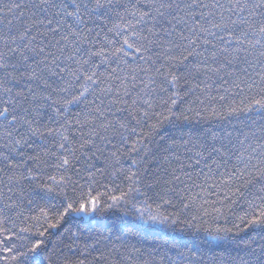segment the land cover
Wrapping results in <instances>:
<instances>
[{"label":"snow or ice","instance_id":"obj_1","mask_svg":"<svg viewBox=\"0 0 264 264\" xmlns=\"http://www.w3.org/2000/svg\"><path fill=\"white\" fill-rule=\"evenodd\" d=\"M0 264H264V0H0Z\"/></svg>","mask_w":264,"mask_h":264},{"label":"trees","instance_id":"obj_2","mask_svg":"<svg viewBox=\"0 0 264 264\" xmlns=\"http://www.w3.org/2000/svg\"><path fill=\"white\" fill-rule=\"evenodd\" d=\"M98 219H99V223H97L96 221H92L91 222V226L92 227H94V228H101L105 223L108 222L103 217H100ZM231 248H232V246L228 242H224L223 244H221V246L219 248H216L215 251L219 252V251H223L225 249L231 250Z\"/></svg>","mask_w":264,"mask_h":264}]
</instances>
